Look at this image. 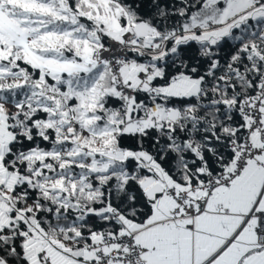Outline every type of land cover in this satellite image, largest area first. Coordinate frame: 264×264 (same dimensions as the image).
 I'll return each instance as SVG.
<instances>
[{"label":"snow or ice","instance_id":"snow-or-ice-1","mask_svg":"<svg viewBox=\"0 0 264 264\" xmlns=\"http://www.w3.org/2000/svg\"><path fill=\"white\" fill-rule=\"evenodd\" d=\"M0 264H264V0H0Z\"/></svg>","mask_w":264,"mask_h":264}]
</instances>
